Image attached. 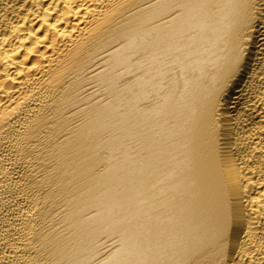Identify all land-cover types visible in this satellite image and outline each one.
<instances>
[{
	"label": "bare ground",
	"instance_id": "6f19581e",
	"mask_svg": "<svg viewBox=\"0 0 264 264\" xmlns=\"http://www.w3.org/2000/svg\"><path fill=\"white\" fill-rule=\"evenodd\" d=\"M0 264H264V0H0Z\"/></svg>",
	"mask_w": 264,
	"mask_h": 264
}]
</instances>
